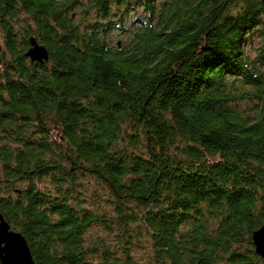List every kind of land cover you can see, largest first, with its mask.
Here are the masks:
<instances>
[{
	"label": "trees",
	"instance_id": "obj_1",
	"mask_svg": "<svg viewBox=\"0 0 264 264\" xmlns=\"http://www.w3.org/2000/svg\"><path fill=\"white\" fill-rule=\"evenodd\" d=\"M78 1L0 0V213L34 264H139L142 236L148 264H264V0Z\"/></svg>",
	"mask_w": 264,
	"mask_h": 264
},
{
	"label": "rangeland",
	"instance_id": "obj_2",
	"mask_svg": "<svg viewBox=\"0 0 264 264\" xmlns=\"http://www.w3.org/2000/svg\"><path fill=\"white\" fill-rule=\"evenodd\" d=\"M92 0H79L76 3V6L73 9V14H76L77 19H82L81 17V11H82V7L88 5L89 2H91ZM158 1V0H157ZM128 11H129V18L128 20L125 22V28L126 30L123 31H118V32H111L109 38L111 41L112 45H116V42L122 44L124 42H127L128 37H130V29L133 28L135 26V24H137V21L135 20H142V19H146V12L144 11V9L142 7H136L135 5L131 4L128 6ZM89 20H93L94 19V12L91 11L89 14ZM261 43V39L257 36H253L248 40L247 45L245 46L246 51L253 56L256 52V48L260 45ZM84 185H85V189H86V193L88 194L87 196H84V199H82L83 201L82 204L86 207H93V205H91L92 203L98 201L97 203L101 204L104 208H106V210H110L109 206L107 205L106 202H103L102 199L103 196H105V191L100 190L98 183L93 179L88 177V180H84ZM40 186L41 185H45L47 184V182H41L39 183ZM93 190H99V192H101L103 195L100 194L101 199H99L98 197L95 198V196L90 195V193ZM88 235L92 238L96 235H99L98 237H101L102 239H107L104 240L106 243L111 244H118L120 241V237L118 235V233L115 232H108V231H104L102 228H98V229H90V232H88ZM97 238V237H96ZM134 237L132 236V239ZM95 239V238H94ZM116 239V240H115ZM139 244L138 247L137 246H133L132 249H130V253L132 255V259L134 261H136L139 264H148V259L151 258V250H150V243L147 241L149 240L147 237H138ZM92 241V240H90Z\"/></svg>",
	"mask_w": 264,
	"mask_h": 264
},
{
	"label": "water",
	"instance_id": "obj_3",
	"mask_svg": "<svg viewBox=\"0 0 264 264\" xmlns=\"http://www.w3.org/2000/svg\"><path fill=\"white\" fill-rule=\"evenodd\" d=\"M32 61L40 62L48 59V50L37 42L34 37L29 38V47L25 53ZM252 244L255 252L264 257V222L252 233ZM0 261L2 264H34V260L24 236L11 228L10 224L0 213Z\"/></svg>",
	"mask_w": 264,
	"mask_h": 264
}]
</instances>
